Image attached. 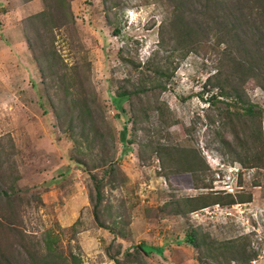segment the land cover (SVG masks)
Segmentation results:
<instances>
[{
	"label": "rangeland",
	"instance_id": "1",
	"mask_svg": "<svg viewBox=\"0 0 264 264\" xmlns=\"http://www.w3.org/2000/svg\"><path fill=\"white\" fill-rule=\"evenodd\" d=\"M53 1L0 0V264H264V74L232 71L200 0L202 40L170 56L167 0ZM50 5L53 19L31 18ZM147 66L170 74L164 89ZM142 80L146 93L117 98ZM83 97L94 122L78 116ZM193 196L209 205L177 214Z\"/></svg>",
	"mask_w": 264,
	"mask_h": 264
},
{
	"label": "trees",
	"instance_id": "2",
	"mask_svg": "<svg viewBox=\"0 0 264 264\" xmlns=\"http://www.w3.org/2000/svg\"><path fill=\"white\" fill-rule=\"evenodd\" d=\"M24 1H30V0H24ZM53 1V0H52ZM59 0H55L56 4L54 6V9L58 11L60 8L58 5ZM54 2V1H53ZM169 5L171 6V17L166 21L165 24L171 27V29L175 32V38H173L170 42H166L163 40V35L160 31L161 40L159 42V45L162 49H164L166 52H168V56L172 55L176 50L182 49L188 46H193L195 43L200 42L201 36H198L199 33L203 31V28L199 27L196 23V20L192 18L191 13V7L194 5V3L191 2V0H167ZM195 2V0H194ZM200 5L202 6V9H205L204 11L208 14L207 19L209 20L211 26L213 27V30H216V36H215V46H220L221 44H224L223 48V54L224 57L227 58V62L230 65V68L232 71H240L242 74H244L247 78L248 77H256L258 75L264 74V0H200ZM49 11L47 9H44L41 12H38L31 16V18H37L41 20L47 19V16L51 17L53 19V15L51 13V7L52 5L48 6ZM210 13V14H209ZM50 14V15H49ZM252 14H255V17H252L250 19H246V15L252 16ZM244 19L246 30L243 32L246 34L247 30L250 33L249 35V44L245 43V39L241 38V34L238 35L237 33V22L240 19ZM47 21V20H46ZM231 21V23H230ZM51 34V43L54 41L55 35L53 34V25L50 26V28L47 30ZM166 48V49H165ZM55 53V51L53 52ZM146 69L149 71L151 70L149 66L146 67ZM153 72V76L151 79L154 82L156 81L155 85L159 88H165V82L170 78V74H168L167 70H165L161 66H156L151 70ZM163 79V80H162ZM63 80V78H62ZM145 85V81L142 80L139 82L138 89L140 90H133L132 92L129 91H120L116 95L117 98L122 99L123 97H130L131 95L138 96L146 93V90H143V87ZM261 88L264 89V84H258ZM220 95L229 97V94L226 92H220ZM86 98H80L73 100L72 102L75 105H78L80 108L78 109V116L79 117H85L91 121L94 122L92 111L90 106L87 104ZM117 103V108L119 111L124 112V109L121 107H118V100H115ZM229 107L232 110V113L236 116L244 115L247 116L249 119H256L258 115L260 114L259 109H254V106L251 104H248L246 106L239 105L237 102H233V104H228ZM83 119V118H82ZM224 126V123L222 124V127ZM67 132L70 134L72 132V128L70 125H66L65 128ZM92 129H94V134H97V130L94 126H92ZM84 130V129H83ZM87 130H90L89 127H87ZM260 131V130H259ZM259 133V132H258ZM256 131L254 132V140H258L260 138L259 134ZM221 141L228 147L229 151L236 153V148L226 139H221ZM238 144L236 146H239V138H237ZM128 150V147H125L122 150V153H125ZM184 151V150H183ZM185 156L190 155L192 152L190 151H184ZM168 154L171 157V159L174 161H183L184 155L180 153V150L177 146L171 147L168 150ZM235 161H238L239 163H242L239 158H234ZM245 162H248L250 160L245 159ZM77 163L80 165H83V161L80 159L76 160ZM105 164H108V167H111L112 159L104 160ZM179 163V162H178ZM244 163V162H243ZM249 163V162H248ZM191 168L186 169L188 172L192 173L193 177V185H196L197 182V176H196V169L195 166H190ZM247 167H261L259 165H249ZM204 188L206 186H203ZM100 192L101 187L100 184L97 182L95 184V195L96 198L100 199ZM230 196V195H228ZM249 199V198H248ZM249 201V200H245ZM183 202L186 206V209H180V206L177 204V209L175 210L177 214H183V213H191L194 212L197 209L204 208L205 206L209 205L208 202L203 201L200 197H186L183 199ZM211 203H219L216 200L211 201ZM225 203L227 204H234V199L229 198L225 200ZM93 216L95 221L98 223V226H102V224L99 221V216L97 213V206H94L93 209ZM187 240L188 242L192 243L195 247L198 246V243L196 242V233L190 232L187 234ZM136 248L143 252L147 253L148 248L144 244H139L136 246ZM235 251L234 253H236ZM233 257V256H232ZM116 264H120L119 260H114ZM10 264V263H8Z\"/></svg>",
	"mask_w": 264,
	"mask_h": 264
},
{
	"label": "crops",
	"instance_id": "3",
	"mask_svg": "<svg viewBox=\"0 0 264 264\" xmlns=\"http://www.w3.org/2000/svg\"><path fill=\"white\" fill-rule=\"evenodd\" d=\"M30 1H32L31 3H35L36 0H34V1L33 0H30ZM30 1H27V2H30Z\"/></svg>",
	"mask_w": 264,
	"mask_h": 264
}]
</instances>
